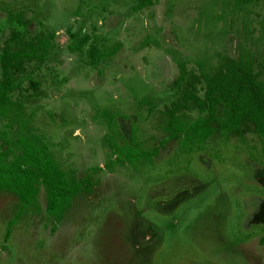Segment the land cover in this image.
<instances>
[{
    "label": "rangeland",
    "instance_id": "obj_1",
    "mask_svg": "<svg viewBox=\"0 0 264 264\" xmlns=\"http://www.w3.org/2000/svg\"><path fill=\"white\" fill-rule=\"evenodd\" d=\"M138 1L0 0V49L11 13L30 20L29 35L53 33L13 93L22 117L0 116L2 148L25 123L80 179L115 158L113 143L149 149L165 137L180 64L199 74L248 50L264 70V0ZM92 44L103 52L95 64ZM93 180L57 223L43 188L20 214L16 195L0 190V264H264V145L254 133L217 134L191 152L172 139Z\"/></svg>",
    "mask_w": 264,
    "mask_h": 264
},
{
    "label": "trees",
    "instance_id": "obj_2",
    "mask_svg": "<svg viewBox=\"0 0 264 264\" xmlns=\"http://www.w3.org/2000/svg\"><path fill=\"white\" fill-rule=\"evenodd\" d=\"M154 0H139L144 7ZM261 0H235L237 4ZM10 31L0 49V116L21 118L22 103L13 99V93L22 89V74L33 60H43L53 33L29 35L30 20L22 13L7 17ZM103 52L95 44L90 48V63L98 62ZM264 75L257 69L248 50L237 56L221 57L214 69L199 74L189 73L183 64L173 80L177 98L162 111L163 129L166 133L149 149L137 143L119 146L113 143L115 158L102 166L85 170L78 179L64 171L42 138L25 123L18 125L15 140L2 139L0 145V190L16 195L20 203L18 214L35 205L41 188L44 190L45 211L59 222L78 193H91L96 181L93 175L102 168L112 169L115 164L134 165L140 159H151L169 140L182 139L191 152L203 149L205 141L214 135L243 138L246 133L256 134L264 145ZM29 86L38 90L37 82L28 78ZM201 91V92H200ZM197 111L194 115L193 112ZM109 116V115H108ZM17 149V153L12 151ZM57 224L52 225V230ZM9 235V230L5 238Z\"/></svg>",
    "mask_w": 264,
    "mask_h": 264
}]
</instances>
